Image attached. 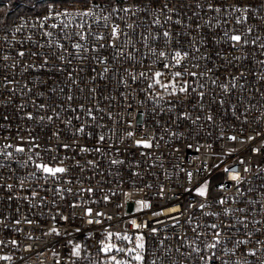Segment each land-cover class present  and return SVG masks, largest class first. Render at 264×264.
<instances>
[{"label": "built area", "instance_id": "2783aa9c", "mask_svg": "<svg viewBox=\"0 0 264 264\" xmlns=\"http://www.w3.org/2000/svg\"><path fill=\"white\" fill-rule=\"evenodd\" d=\"M50 6L45 0L37 13L19 14L0 28V257L9 258L0 264H112V256L136 264L130 255L99 249L104 243L134 248L137 235L145 237L141 264H264V0H58L57 8L91 9L93 15L47 21L56 29L39 27ZM115 26L119 39L111 41ZM63 32H83L85 40L66 39ZM95 35L105 39L97 42ZM231 35H240L241 43ZM110 42L116 47H99ZM75 43L82 48L74 49ZM176 51L183 57L178 67ZM156 71L177 88L187 81L189 91L169 95L170 88L155 84ZM176 71L183 75L173 78ZM142 139L152 146L138 147ZM37 163L67 171L46 176ZM226 167L241 175L239 185ZM205 181L207 196H196ZM137 200L150 208L136 212ZM170 207L181 211L152 216ZM133 219L155 227L157 235L134 229ZM215 231L221 244L207 250ZM108 232L132 239L106 240ZM77 244L78 257L71 254Z\"/></svg>", "mask_w": 264, "mask_h": 264}, {"label": "snow or ice", "instance_id": "6c2138e0", "mask_svg": "<svg viewBox=\"0 0 264 264\" xmlns=\"http://www.w3.org/2000/svg\"><path fill=\"white\" fill-rule=\"evenodd\" d=\"M57 2H58V0H50L51 6L46 10V12H45V14L43 16V19L39 23V27H42L43 28V27H46L47 26V27H51L52 29H56L57 28V24L56 23H51L50 25H48L47 24V21H49V20L55 21V20H57L60 17H73L75 15H79V16H82V17H89V16L93 15V12L91 11V9H85V10H81V11H78V12H74L73 10H69L67 8H57L56 7ZM61 2L66 3L67 0H61ZM92 7H97V5L93 4ZM209 8L211 9L212 8V5H209ZM113 11L115 12L116 9L114 8ZM123 11L128 12L129 9L128 8H125V9H123ZM215 11L219 12L220 9L219 8H216ZM104 19L105 20H108V17L105 16ZM156 23H159V20H157ZM176 23H180V22L179 21H176ZM68 26H69V23L68 22H64L61 25L62 28H68ZM77 27L80 28V27H83V25H79L78 24ZM129 27H131V25H129ZM17 31H19V29H17ZM44 35L45 36H51L52 33L45 31L44 32ZM62 35L66 39H72L74 36H78L79 40H81V41L82 40H85V35H84L83 32H80V33H72V34H69L67 32H63ZM119 35H120V33L118 31V26L112 27V29H111V41L118 40L119 39ZM163 36L164 37H169V32L168 31H164L163 32ZM94 39L97 42H99L101 40H104L105 37L102 36V35H95L94 36ZM145 39H147V37H145ZM230 40L233 41V42H235L236 44H238V43H241L242 37L240 35H231L230 36ZM244 43H247V41H244ZM253 43H255V41H253ZM59 46L60 45H57V47H59ZM105 46H107L109 48H115L116 47V45L114 43H111V42L108 45L99 44V47L100 48H104ZM233 46H235V44ZM72 47L74 49L79 50V49L82 48V45L80 43H75V44L72 45ZM261 47H264V45H261ZM83 50L84 51H87V48H84ZM92 50L93 51H96V48L93 47ZM198 50L199 49H197V51ZM119 54H120V56H123L124 55L123 51H120ZM18 55L23 58L25 56V53L24 52H19ZM32 55L35 56L37 54L36 53H32ZM164 55H165L164 52H160L159 53V56L160 57H164ZM187 55H188V53L185 52L184 53V56H187ZM4 59L7 60L8 57H4ZM60 59L63 60L64 58L61 56ZM173 59L175 60V64L173 66L174 67L180 66L181 65V60L183 59L181 52L180 51H176L175 52V56L173 57ZM68 62L71 63V61H68ZM47 63H48V61L45 60L44 61V64H47ZM100 63H104V60H100ZM262 63H264V61H262ZM194 66H197L198 67V65H194ZM163 67L164 68H169V64H164ZM57 70L63 71V69H57ZM83 70H84L83 68L80 69V71H83ZM104 71L107 72L108 69L105 68ZM129 75H132V74L129 73ZM144 75H145L144 72H141L140 73V76H144ZM161 75H162V73L160 71H156L154 73V75H153L154 82H155V84H159L165 90H168L170 88L171 91L168 93L169 95L175 96L176 93H177V91L180 92V93H187L189 91L190 85H189V83L187 81H185L183 85H181V86H179L177 88V86L174 85V84H162V82L159 79V77ZM172 75H173V78H179V77H181L183 75V73L181 71H176ZM189 75L191 77L195 78L197 76V73L190 72ZM200 75L203 76L205 74L204 73H201ZM69 79L70 80L72 79L71 74H69ZM135 79H136V77L133 76V81H135ZM73 82H75V81H73ZM212 83L215 84V80H213ZM148 87L149 88H152L153 87V84L150 83L148 85ZM199 87L203 88L204 85L203 84H200ZM221 87L226 88L227 86L226 85H221ZM233 87H235V85H233ZM191 91L192 92H196V88H191ZM199 95L202 98L203 95H204V93L203 92H200ZM67 99L69 101H71L73 99V97L71 95H69L67 97ZM161 99H162V97H161ZM41 107H43V105ZM88 111L90 112L91 110H88ZM32 118L33 117L31 115L28 116V119H32ZM40 119H44V117H41ZM48 119L51 120V117H48ZM209 119H211V117H209ZM69 123H70V121H69ZM78 131L79 132H83L84 129L81 127V128L78 129ZM53 135H57V133H53ZM127 135L129 137H131L133 135V133L132 132H129V133H127ZM99 139L101 141H103L104 140V137L103 136H100ZM228 139L235 140L236 138L235 137H229ZM249 139L251 140L253 138L250 137ZM135 143H136V145L138 147L150 148L152 146L151 143H150V141L143 140V139L142 140H137ZM9 147H11V146H9ZM68 147L69 146L67 144L64 145V148L67 149ZM15 150L17 152H21V153L25 151V149L23 147H17ZM95 150L96 151H100L99 148H97ZM177 150H179V149H177ZM80 151L81 152L88 151V149L81 148ZM258 151H259V149H253V152L254 153L255 152H258ZM8 155L10 156L11 153H9ZM53 159H55V157H53ZM113 163H122V162L121 161H113ZM241 163H243V161H241ZM35 167H36L37 171L43 172L46 176H51V177H57V174H63V173H65L67 171V169H65L64 167H50L47 164H42V163H37L35 165ZM244 171L247 172V171H249V169L248 168H245ZM224 172L228 173L229 180L235 182L237 185H239L241 183L242 177L237 172V170L235 168L229 169V168L226 167V168H224ZM188 176H189V178H191L192 173H188ZM8 187L10 189L12 186L9 185ZM220 187L223 188L224 186L223 185H220ZM88 191L91 192L92 190L91 189H88ZM185 191L192 192L193 190L192 189H185ZM161 192H163V188H161ZM194 194L196 196H198V197H206L207 194H208V182L205 181V183L203 185L197 187L194 190ZM124 195H125L126 198L130 197V194L127 193V192L124 193ZM105 201H107V197H105ZM219 203L220 204H223V203H225V201L223 199H220L219 200ZM135 204H136V209H135L136 212H140V211H142L144 209L150 208V204L148 202H146V201H143V200H137V201H135ZM192 206L193 205H189V207H192ZM199 206H200L201 209H203L205 207L204 204H200ZM71 207L76 208V207H79V205L72 204ZM165 211L167 213L171 214V213L180 212L181 209L179 207H170V208H167V209H165L163 211H154L152 213V216L153 217H159V216L163 215ZM239 211L243 212L244 209H239ZM84 215L85 216H91L92 215V210L91 209H86ZM96 215L97 216H101V215H103V213L97 212ZM108 219L111 220L112 217L109 216ZM171 219H173L176 222V224H178L180 218H179V216H171ZM158 222L159 223H164L163 221H158ZM187 222L189 224H191V217L188 218V221ZM87 223L88 224H93V223L100 224L101 221L100 220L93 221L92 219H89L87 221ZM130 223H131V225L133 226L134 229H137V230H139V229H148L153 236L157 235V231L158 230L155 227L149 228V225H148L147 222H144L142 224H138L137 221L135 219H133V220L130 221ZM176 224H173L172 226L173 227H176ZM203 227H205V228L211 227L212 229H216L217 228V225L216 224H211V225L205 224ZM76 231H80V229H76ZM192 231L194 233H196L197 236H200V235L203 234V233L197 232L196 227H193L192 228ZM51 232H55L57 235H59V232L55 228H53L51 230ZM46 234H50V233H46ZM113 235H115L116 239H119V240L129 241V240L132 239V237H129L126 234L123 235V236H121L119 233L113 234L111 232H108L107 233V236L105 237V239L106 240L107 239H110ZM213 236H214L213 242L206 243L204 245V247L207 250L215 249V248H217L218 245L221 244V241L219 239V237L221 236V232L220 231H215L213 233ZM13 243H15V241H13ZM161 243H163V242H161ZM193 243H194V241H193ZM238 243L239 244H245V243H247V241L240 240V241H238ZM79 249H80V245L79 244L75 245L74 248H73V250H72V253L71 254L73 256H77L78 257L79 256ZM114 249H115L116 252L124 253V255H126V256L130 255L131 256V259L133 261H136V264H141V262L144 259L142 253L145 250V237L143 235H137V236H135V247L134 248H128L127 250H125L124 248H117L114 244H109V243H104L103 246L99 250L101 252L107 254V253L112 252ZM176 251L179 252V248H177ZM200 251H201V249L198 248V247H192L191 248V252H193V253L199 254ZM132 253H135V254L132 255ZM213 255H214V253H213ZM246 255H255V253L254 252H249ZM0 259H9V258L0 257ZM201 259L203 260V259H205V257H201ZM206 259L207 260H211L212 259V256L210 255ZM111 262H112V264H125V261H123V260H117L115 256H112L111 257ZM221 264H227V262L226 261H221Z\"/></svg>", "mask_w": 264, "mask_h": 264}, {"label": "trees", "instance_id": "16d2710c", "mask_svg": "<svg viewBox=\"0 0 264 264\" xmlns=\"http://www.w3.org/2000/svg\"><path fill=\"white\" fill-rule=\"evenodd\" d=\"M120 1V0H99ZM183 1V0H178ZM45 0H0V28H7L19 14L37 13Z\"/></svg>", "mask_w": 264, "mask_h": 264}, {"label": "rangeland", "instance_id": "374dc122", "mask_svg": "<svg viewBox=\"0 0 264 264\" xmlns=\"http://www.w3.org/2000/svg\"><path fill=\"white\" fill-rule=\"evenodd\" d=\"M160 79V78H159ZM161 82H162V84H172L173 82L171 81V80H169V79H165V80H160ZM158 86H160L159 84H158ZM135 209H136V205H135Z\"/></svg>", "mask_w": 264, "mask_h": 264}]
</instances>
